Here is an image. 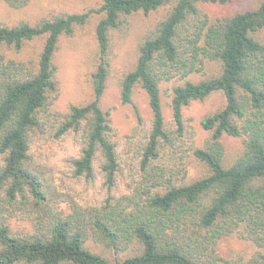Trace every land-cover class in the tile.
Here are the masks:
<instances>
[{
	"label": "trees",
	"instance_id": "1",
	"mask_svg": "<svg viewBox=\"0 0 264 264\" xmlns=\"http://www.w3.org/2000/svg\"><path fill=\"white\" fill-rule=\"evenodd\" d=\"M3 1L14 9L31 2ZM99 1L98 8L35 25H0V264H264V42L256 37L264 29V0L216 16L202 5L237 0ZM163 10L120 80L121 102L133 104L141 89L152 113L136 161L124 168L110 113L101 107L112 36L132 16ZM95 17L93 99L55 111L60 40ZM37 39L44 43L35 57L8 56ZM171 82L168 121L162 85ZM216 94L223 104L201 120L209 136L200 145L184 111ZM225 137L243 139L234 158ZM66 140L78 150L68 163L71 183L53 180L32 149L35 141ZM230 237L258 250L226 258L218 246Z\"/></svg>",
	"mask_w": 264,
	"mask_h": 264
},
{
	"label": "rangeland",
	"instance_id": "2",
	"mask_svg": "<svg viewBox=\"0 0 264 264\" xmlns=\"http://www.w3.org/2000/svg\"><path fill=\"white\" fill-rule=\"evenodd\" d=\"M261 0H237L230 5L212 7L202 5L206 11L213 16L224 12L233 15L238 12L252 10L256 8ZM99 0H31L22 9H14L0 0V25L13 26L21 21H28L32 25L44 19H51L55 15L62 13H81L90 8H98ZM165 10L152 12L149 15L143 13L132 16L128 20V26L124 30L117 31L112 36V46L110 59L112 67L107 89L101 99V107L105 112H109V118L116 129L115 141L118 152L127 161L124 168H128L136 161V148L150 126L152 113L149 107L146 93L138 89L133 97V104L125 105L120 98V80L127 70H129L136 59L138 46L145 34L160 21ZM98 18H93L90 23L78 27L72 36H63L60 40L58 50L55 54L54 65L56 67V80L59 91L54 99L52 109L59 112H66L70 105H85L93 99V87L91 75L97 65V43L95 40V23ZM258 40L264 42V29L256 34ZM44 40L37 39L28 42L23 51L16 54L7 51L11 58L31 59L35 57L43 46ZM213 66H208V74L213 71ZM203 75H195L193 80L199 81ZM175 82L162 85V98L165 116L171 121L170 103L172 99V88ZM223 99L216 94L209 99L191 103L184 111L187 124L193 127L196 132V139L200 145L208 138V132L201 127V120L221 107ZM141 116V123L137 116ZM223 142L226 147L227 157L234 158L243 147V139L225 137ZM36 164L50 173L51 178L56 181L71 183V171L68 166L69 161L78 156V150L70 140L63 142L41 143L35 141L32 144ZM44 166V167H43ZM85 186H78L81 194L86 192ZM92 192L93 191H87ZM23 216H27L26 210ZM94 250L100 252L99 247ZM219 253L226 257L250 258L258 250L249 241L241 240L237 237H230L222 240L218 246Z\"/></svg>",
	"mask_w": 264,
	"mask_h": 264
}]
</instances>
